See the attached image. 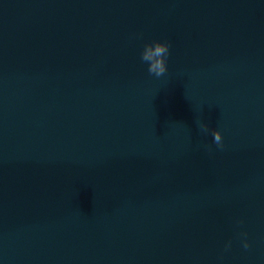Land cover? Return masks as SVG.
I'll return each mask as SVG.
<instances>
[{"label": "water", "instance_id": "1", "mask_svg": "<svg viewBox=\"0 0 264 264\" xmlns=\"http://www.w3.org/2000/svg\"><path fill=\"white\" fill-rule=\"evenodd\" d=\"M0 264H264V0H0Z\"/></svg>", "mask_w": 264, "mask_h": 264}, {"label": "clouds", "instance_id": "2", "mask_svg": "<svg viewBox=\"0 0 264 264\" xmlns=\"http://www.w3.org/2000/svg\"><path fill=\"white\" fill-rule=\"evenodd\" d=\"M171 45L167 41H152L146 43L140 53V59L143 63L148 65L147 71L150 76L160 78L168 72V58L170 56ZM199 130L202 133H207L209 131L208 125L203 122L198 124ZM213 143L220 149H223V136L219 130H212ZM209 151L211 150L210 146ZM243 221L238 220L237 225H242ZM237 237L240 241L242 248L247 251L251 248V244L248 240V233L246 231H241L237 233ZM232 247V241L229 240L225 246L224 251L227 252Z\"/></svg>", "mask_w": 264, "mask_h": 264}]
</instances>
